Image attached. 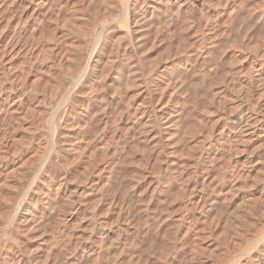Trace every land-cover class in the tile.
Masks as SVG:
<instances>
[{
    "label": "rangeland",
    "instance_id": "374dc122",
    "mask_svg": "<svg viewBox=\"0 0 264 264\" xmlns=\"http://www.w3.org/2000/svg\"><path fill=\"white\" fill-rule=\"evenodd\" d=\"M11 1L0 264H264V0ZM122 67L151 70L148 87L123 89Z\"/></svg>",
    "mask_w": 264,
    "mask_h": 264
},
{
    "label": "bare ground",
    "instance_id": "6f19581e",
    "mask_svg": "<svg viewBox=\"0 0 264 264\" xmlns=\"http://www.w3.org/2000/svg\"><path fill=\"white\" fill-rule=\"evenodd\" d=\"M9 1H10V0H9ZM12 1H13V0H12ZM12 1H11V2H12ZM165 1H170V0H165ZM172 1L176 2V0H172ZM7 3H8V2H7ZM168 3H169V2H168ZM180 3H181V2H180ZM120 4H121V3H120ZM123 6H124V5H123ZM123 6H122V7H123ZM117 9H118V8H117ZM118 12H119V11H118ZM139 12H140V14L145 13V9H140ZM173 12H174V11H173ZM106 16H107V15H106ZM102 17H103V15H102ZM174 18H175V17H174ZM96 19H97V18H96ZM169 20H170V19H169ZM130 21H131V20H130ZM100 22H101V20H100ZM136 22H137V18H136V16H135V19H134V22H133V23L136 24ZM103 23H105V22L103 21ZM126 23H127V22H126ZM126 23H125V24H126ZM90 24H91V23H90ZM96 24H98V22H97ZM101 24H102V23H101ZM129 24H130V22H129ZM84 25H85V24H84ZM99 25H100V23H99ZM131 25H132V21H131V24L129 25V27H131ZM136 25H137V24H136ZM97 26H98V25H97ZM107 26H108V25H107ZM126 26H127V24L125 25V27H126ZM132 26H133V25H132ZM84 27H85V26H84ZM98 27H100V26H98ZM110 27H111V26H110ZM91 28H92V27H91ZM118 28H119V27H118ZM132 28H134V27H132ZM132 28H131V29H132ZM137 28L139 29L140 27H137V26H136L135 29H134V31H135V30H138ZM94 29H95V27H94ZM120 29H121V26H120ZM122 29H123V28H122ZM122 29H121V30H122ZM131 29H130V30H131ZM83 30H84V29H83ZM116 30H117V29H116ZM140 30H141V29H140ZM78 31H79V30H78ZM97 31H98V30H97ZM103 31H104V30H103ZM124 31H126V30H124ZM131 31H133V30H131ZM131 31H126V32H127V34H128V33H130ZM86 32H87V31H86ZM126 32H125V33H126ZM137 32H138V31H137ZM88 33H89V32H88ZM88 33H87V34H88ZM99 33L101 34V32H99ZM135 33H136V32H135ZM127 34H126V35H127ZM136 34H137V33H136ZM146 34H147V33H146ZM84 35H86V33H84ZM98 35H99V34H98ZM106 35H107V34H106ZM120 35H121V33H120ZM123 35H124V34H123ZM131 35H132V34H131ZM138 35H139V32H138ZM89 36H90V34H89ZM100 36H101V35H100ZM116 36H117V35H116ZM134 36H135V35H134ZM11 37H12V36H11ZM104 37H105V36H104ZM117 37H118V36H117ZM126 37H127V36H126ZM126 37L124 36V38H126ZM132 37H133V35H132ZM90 38H91V37H90ZM100 38H101V37H100ZM102 38H103V37H102ZM109 38H110V37H109ZM127 38H128V37H127ZM139 38H140V37H139ZM91 39H92V38H91ZM93 39H94V38H93ZM104 39H105V38H104ZM113 39H115V38H113ZM132 39H137V36H135V37L132 38ZM148 39H149V38H148ZM146 40H147V39H146ZM140 41H141V40H140ZM89 42H90V41H89ZM147 42H148V41H147ZM83 43H84V42H83ZM93 43H94V42H93ZM8 44H9V43H8ZM76 44H77V43H76ZM105 44H106V43H105ZM133 44L135 45V43H133ZM148 44H149V43H148ZM151 44H152V43H151ZM5 45H6V44H5ZM74 46H75V45H74ZM74 46H73V47H74ZM78 46H81V45H78ZM97 46H98V44H97ZM127 46H128V45H127ZM131 46H132V44H131ZM150 46H151V45H150ZM76 47H77V46H76ZM93 47H94V49H95V48H96V44H95V46L93 45ZM3 48H4V47H3ZM78 48H79V47H78ZM138 48H139V47H138ZM75 49H76V48H75ZM75 49H74V50H75ZM87 49H88V48H87ZM97 49H98V48H97ZM74 50H73V51H74ZM144 50H146V49H144ZM71 51H72V50H71ZM75 51H76V50H75ZM78 51H79V50H78ZM117 51H118V50H117ZM126 51H127V50H126ZM62 52H63V51H62ZM79 52H80V51H79ZM85 52H87V51H85ZM85 52H84V53H85ZM96 52H97V51H96ZM190 52H191V51H190ZM112 53H113V52H112ZM62 54H63V53H62ZM92 54H94V52L91 53V51H90V52H88L86 55H88L87 57L89 58V57L92 56ZM97 54H98V53H97ZM120 54L122 55V54H124V53H120ZM126 54H127V53H126ZM64 55H65V54H64ZM76 55H77V53H76ZM100 55H101V54H100ZM70 56H71V55H70ZM78 56H79V55H78ZM81 56H82V55H81ZM65 57H66V56H65ZM67 57H68V56H67ZM74 57H75V56H74ZM82 57H83V56H82ZM82 57H81V58H82ZM87 57H85V58H87ZM120 57H121V56H120ZM122 57H124V56L122 55ZM126 57H127V55L125 56V58H126ZM130 57H131V56H130ZM97 58H98V57H97ZM105 58H106V57H105ZM112 58H113V57H112ZM65 59H66V58H65ZM82 59H84V57H83ZM94 59H95V58H94ZM108 59H109V58H108ZM123 59H124V58H123ZM128 59H129V58H127L126 60L129 61L130 59H129V60H128ZM73 60H74V59H73ZM73 60H72V61H73ZM109 60L111 61V59H109ZM75 61H76V58H75ZM77 61H78V60H77ZM81 61H82V60H81ZM88 61H89V60H88ZM120 61H123V60L120 59ZM120 61H119V62H120ZM124 61H125V59H124ZM186 61H187V60H186ZM189 61H190V60H189ZM97 62H98V61H97ZM112 62H113V61H112ZM142 62H143V61H142ZM84 63H85V62H83V65H84ZM103 63H104V62H103ZM103 63H102V65H103ZM121 63H122V62H121ZM132 63H133V65H134L135 62L132 60V62H131V66H132ZM188 63H189V62L187 61V62H185L184 65H185V66L188 65ZM52 64H53V63H52ZM74 64H75V63H74ZM80 64H81V63H80ZM87 64L89 65V63H87ZM87 64L85 63L84 66H80V65L78 64L80 67H79V69H76V70H78V71H77V74H76V72H75L76 75L74 74L73 76H74V77L76 76V78H78L79 80H82V77H85L86 75H88L87 73H89V72H88L87 70H89V69H88V67H87ZM152 64H153V63H152ZM260 64H261V63H260ZM66 65H67V63H66ZM69 65H70V63H69ZM69 65H68V68H69ZM72 65H73V62H72ZM72 65H71V66H72ZM109 65H111V64L108 63V66H109ZM126 65H128V64H126ZM154 65H155V64H154ZM189 65H190V64H189ZM71 66H70V68H73V67H71ZM118 66H119V65H118ZM152 66H153V65H152ZM185 66H184V68H185ZM76 67H77V65L75 66V68H76ZM89 67H90V65H89ZM91 67H92V66H91ZM119 67H120V69H121V66H119ZM119 67H117V68H119ZM134 67H135V65H134ZM140 67H141V66H140ZM187 67H189V66H187ZM61 68H62V67H61ZM75 68H74V69H75ZM97 68H98V67H97ZM109 68H110V67H109ZM117 68H116V69H117ZM122 68H124V67H122ZM135 68H136V67H135ZM254 68H255V72H257V73L255 74V76L258 77V75H261V74H260V72H261L260 70L263 69V68H262V65H259L258 68H256V67H254ZM62 69H63V68H62ZM116 69H115V71L118 72V71H117L118 69H117V70H116ZM120 69H119V70H120ZM124 69H125V71L122 70L121 73H123V74H122V77H120V78H121L120 80L122 81L121 83H123L122 87L124 86L123 89H124L125 87H127L129 90L132 91L131 94L134 95V93L136 94V93L140 92L142 88L145 89L144 87H146V86L148 87L147 84H149V83H147V82H148V80H149V78H150V76H151V75H150V74H151V72H150L151 70H147V69H145V71H144V69L141 68V69H143V70L140 71V69H139V71L136 72L138 68H137V69H133V68H130V69L128 68V69H126V68H124ZM67 70H68V69H67ZM67 70H66V71H67ZM69 70H71V69H69ZM76 70H75V71H76ZM72 71H73V70H72ZM90 71H91V68H90ZM258 71H259V72H258ZM73 72H74V71H73ZM100 72H101V70H100ZM66 73H67V72H66ZM92 73H93V72H92ZM92 73H91V74H92ZM102 73H104V71H103ZM91 74H89V76H87V79L91 77ZM98 74H99V73H98ZM166 74H167V73H166ZM68 75H69V74H68ZM95 75H96V74H95ZM95 75H94V76H95ZM155 75H156V74H155ZM63 76H64V75H63ZM94 76H93V77H94ZM115 76H116V75H115ZM71 77H72V76H71ZM74 77L72 78L73 80H74ZM93 77H92V80H93ZM103 77H104V76H103ZM113 77H114V76H113ZM152 77H154V76H152ZM69 78H70V77H69ZM101 78H102V77H101ZM114 78H115V77H114ZM180 78H182V77H180ZM165 79H166V77H165ZM256 79H257V78H256ZM67 80H68V79H67ZM70 80H71V78H70ZM79 80H78V81H79ZM83 80H84V79H83ZM90 80H91V78H90ZM157 80H158V79H157ZM68 81H69V80H68ZM86 81H87V80H86ZM161 81H163V80H161ZM181 81H182V80H181ZM83 82H84V81H83ZM69 83H70V81L68 82V84H69ZM90 83H92V82L90 81ZM110 83H111V82H110ZM113 83H114V82H113ZM121 83H120V84H121ZM167 83H168V82H167ZM117 84H118V83H117ZM89 85H90V84H89ZM67 86H68V85H67ZM67 86H66V87H67ZM69 86H70V85H69ZM73 86H74V85H73ZM90 86L92 87V85H90ZM96 86H97V85H96ZM102 86H103V85H102ZM174 87H175V86H174ZM151 88H152V87H151ZM64 89H65V88H64ZM77 89H78V88H77ZM86 89H87V88H86ZM86 89H85V90H86ZM143 89H142V90H143ZM149 89H150V88H149ZM153 90H154V89H153ZM161 90H162V89H161ZM69 91H70V90H69ZM76 91H77V90H76ZM83 91H84V90H83ZM97 91H98V90H97ZM113 91H115V90L113 89ZM121 91H122V90H121ZM125 91H126V89H125ZM159 91H160V90H159ZM67 92H68V91H67ZM108 92H109V91H108ZM110 92H111V91H110ZM123 92H124V91H123ZM153 92H154V91H153ZM63 93H64V92H63ZM126 93H127V92H126ZM144 93H145V92H144ZM67 94H68V93H67ZM131 94H128V95H131ZM139 94H140V93H139ZM136 95H137V94H136ZM143 95H144V94H143ZM147 95H148V94H147ZM81 96H82V95H81ZM94 96H95V95H94ZM140 97H141V96H140ZM150 97H151V96H150ZM50 98H51V97H50ZM52 98H53V97H52ZM97 98H98V97H97ZM97 98H96V99H97ZM143 99H144V98H143ZM156 99H157V98H156ZM55 100H56V99H55ZM64 100H65V99H64ZM147 100H149V99H147ZM153 100H154V99H153ZM67 101H68V100H67ZM144 101H145V100H144ZM157 101H158V100H157ZM63 102H65V101H63ZM146 102H147V101H146ZM148 102H149V101H148ZM163 102H164V101H163ZM53 103H54V102H53ZM94 103H96V102H94ZM137 103H139V102H137ZM62 104H63V103H62ZM142 104H143V103H142ZM142 104H141V105H142ZM149 104H151V103H149ZM161 104H162V103H161ZM117 105H118V104H117ZM73 106H74V105H73ZM94 106H95V105H94ZM124 106H125V105H124ZM126 106H127V105H126ZM126 106H125V107H126ZM128 106H129V105H128ZM137 106H139V105H137ZM118 107H119V106H118ZM152 107H153V106H152ZM157 107H159V106H157ZM157 107H156V108H157ZM181 107H182V106H181ZM62 108H63V107H62ZM126 108H127V107H126ZM128 108H129V107H128ZM139 108H140V107H139ZM130 109H131V108H130ZM134 109H136V108H134ZM160 109H161V108H160ZM177 110H178V109H177ZM65 111H66V110H65ZM109 111H110V110H109ZM124 111H125V110H124ZM126 111H127V110H126ZM159 111H160V110H159ZM163 111H164V109H163ZM180 111H181V110H180ZM70 112H71V111H70ZM128 112H129V111H127V113H128ZM164 112H165V111H164ZM154 113H155V112H154ZM156 113H157V112H156ZM156 113H155V117H156ZM125 114H126V113H125ZM129 114H130V113H129ZM151 114H152L151 112L148 113V116H145V118L149 117ZM161 114H162V112H161ZM56 116H57V115H56ZM126 116H127V114H126ZM138 116H139V115H137V117H138ZM151 116H152V115H151ZM153 116H154V115H153ZM153 116H152V117H153ZM135 117H136V116H135ZM118 118H119V117H118ZM149 118H150V117H149ZM151 119H152V118H151ZM47 120H48V119H47ZM125 120H126V119H125ZM136 120H137V119H136ZM151 121H152V120H151ZM157 121H158V120H157ZM159 121L162 123L161 127L163 128L164 134L167 135L173 124L171 125V123H169V121H168V118L165 117V116H163V117L161 116V118H160ZM159 121H158V122H159ZM237 121H238V122H237L236 125H237L238 129H241V131H240V130H239V131L242 132V133L246 132L245 127L247 128V127L249 126L248 124L250 123V122H249V117H248V116L245 117L244 115L241 114V115L239 116V118H238ZM152 122H153V121H152ZM145 123H147V122H145ZM173 123H174V122H173ZM106 124H107V123H106ZM174 124H175V123H174ZM138 125H139V124H138ZM143 125H145V124H143ZM133 126H134V125H133ZM140 126H141V124H140ZM128 127H129V126H128ZM135 127H136V126H135ZM138 127H139V126H138ZM142 127H143V126H142ZM152 128H153V127H152ZM173 128H174V126H173ZM248 128H249V127H248ZM128 129H129V128H128ZM134 129H135V128H134ZM146 129H147V128H146ZM233 129H234V128H232V130H229V131H228L229 134H227V135H226V139H225V138H224V139H225V140H228V141H232V142L234 141L233 143H235V142L237 143V141H236V140H237V135L240 134V132L238 133V132H236V130H233ZM236 129H237V128H236ZM60 130H61V129H60ZM60 130H59V131H60ZM144 131H145V130H144ZM263 131H264V130H263ZM242 133H241V134H242ZM132 134H133V133H132ZM241 134H240V136H241ZM111 135H112V134H111ZM111 135H110V136H111ZM155 135H156V134H155ZM155 135H154V136H155ZM262 135H263V134H262ZM112 136H113V135H112ZM157 136H158V135H157ZM159 138H160V137H159ZM131 139H132V138H131ZM140 140H141V139H140ZM161 140H162V139H161ZM225 140H223V141H225ZM131 141H132V140H131ZM181 141H182V140H181ZM221 141H222L221 138H219V140L215 141L216 143H215V142H213V143H215V144H216V147H217V145L220 144ZM128 142H129V141H128ZM144 142H145V141H144ZM209 143H210V142H209ZM230 143H231V142H230ZM238 143H239V142H238ZM241 143H242V142H241ZM241 143H240V144H241ZM56 144H57V143H56ZM130 144H132V143H130ZM215 144H213V145L209 144V145H207V146L214 148ZM225 144H226V142H225ZM151 145H152V144H151ZM161 146H162V145H161ZM231 147H233V146H231ZM63 148H64V147H63ZM128 148H129V147H128ZM154 148H155V147H154ZM175 148H176V147H175ZM212 148H210V150H212ZM218 148H219V145H218ZM42 149H44V148H42ZM45 149H46V147H45ZM155 149H156V148H155ZM214 149H217V148H214ZM232 149H233V148H232ZM160 150H161V149H160ZM208 150H209V148H208ZM208 150H207V151H208ZM217 150H218V149H217ZM44 151H45V150H44ZM57 152H58V151H57ZM43 153H44V152H43ZM55 153H56V152H55ZM171 153H172V152H171ZM41 154H42V153H41ZM51 155H52V154H51ZM51 155H50V156H51ZM53 155H54V154H53ZM37 156H38V155H37ZM37 156H36V157H37ZM48 156H49V155H48ZM57 156H58V155H57ZM207 156H208V155H207ZM207 156H206V157H207ZM211 156H212V155H211ZM218 156H219V155H218ZM225 156H226V155H225ZM209 157H210V156H209ZM40 158H41V157H40ZM54 158H56V157L54 156ZM155 158H156V157H155ZM157 158H159V157H157ZM203 158H204V157H203ZM48 159H49V158H48ZM204 159H205V158H204ZM210 160H211V159H210ZM153 161L155 162V161H157V160H153ZM159 161H160V160H159ZM42 162H43V161H42ZM160 162H161V161H160ZM62 163H63V162H62ZM155 163H156V162H155ZM203 163H204V162H203ZM204 164H205V163H204ZM45 165H46V164H45ZM205 165H206V164H205ZM153 167H154V166H153ZM44 168H45V167H44ZM34 169H35V168H34ZM20 170H21V169H20ZM42 170H43V169H42ZM204 170H205V169H204ZM164 171H166V170H164ZM43 172H44V171H43ZM156 172H157V171H156ZM158 172H159V171H158ZM39 175H40V174H39ZM65 176H66V175H65ZM34 179H35V178H34ZM61 179H62V178H61ZM222 179H223V178H222ZM36 180H37V179H36ZM61 182H62V181H61ZM31 183H32V182H31ZM171 185H172V183H171ZM55 186H56V185H55ZM22 187H23V186H22ZM22 187H21V188H22ZM24 187H25V186H24ZM27 187H28V186H27ZM57 187H58V186H57ZM57 187H56V188H57ZM60 187H61V186H60ZM28 188H30V187H28ZM22 189H23V188H22ZM19 191H20V190H19ZM28 191H29V190H28ZM31 191H32V190H31ZM55 191H56V190H55ZM24 192H25V191H24ZM18 195H19V194H18ZM17 197H18V196H17ZM24 199H25V198H24ZM19 200H20V199H19ZM14 201H15V200H14ZM21 201H22V200H21ZM22 202H23V201H22ZM17 207H18V206H17ZM11 208H14V207H10V209H11ZM18 208H19V207H18ZM10 211H11V210H10ZM15 211H16V210H15ZM19 211H20V210H19ZM5 212H6V211H5ZM12 213H13V212H12ZM15 213H16V212H15ZM3 214H4V213H3ZM8 214H9V213H8ZM13 214H14V213H13ZM13 214H12V215H13ZM9 216H10V215H9ZM17 216H18V215H17ZM7 217H8V216H7ZM12 217H14V216H12ZM1 218H2V217H1ZM5 218H6V217H5ZM19 220H20V219H19ZM28 220H29V219H28ZM16 222H17V221H16ZM18 222H19V221H18ZM1 224H2V223H1ZM14 224H15V223H14ZM17 224H18V223H17ZM3 226H4V225H2L1 227H3ZM4 227H5V226H4ZM4 227H3V228H4ZM9 228H10V227H9ZM15 228H16V227H15ZM91 228H92V227H91ZM6 231H7V229H6ZM105 232H106V231H105ZM99 233L102 234V233H103L102 230H101ZM99 233H98V234H99ZM98 234H97V235H98ZM106 235H107V234H106ZM3 237H4V236H3ZM100 238H101V237H100ZM0 239H1V238H0ZM113 242H114V241H113ZM107 243H108V242H107ZM76 244H77V243H76ZM249 244H250V243H249ZM1 245H2V244H1ZM3 245H4V243H3ZM78 245H79V244H78ZM9 246H10V245H9ZM87 246H88V245H87ZM10 247H11V246H10ZM10 247H8V248H10ZM91 248H92V247H91ZM4 249H5V248H4ZM4 249H3V250H4ZM0 250H1V249H0ZM9 250H10V249H9ZM263 250H264V249H262V251H263ZM5 251H7V250L5 249ZM84 251H85V249H84ZM262 251L258 252L257 254H255V256H253V257H254V260L258 261V260H260V258L262 259V253H261ZM82 252H83V251H82ZM6 253H8V252H6ZM0 254H1V253H0ZM239 254H240V253H239ZM97 255H98V254H97ZM237 255H238V254H237ZM0 256H1V255H0ZM2 256H4V254H3ZM6 257H7V256H6ZM3 258L5 259V257H2V259H3ZM249 258H250V257H249ZM16 260H17V258H16ZM16 260H15V261H16ZM5 261H6V260H5ZM252 261H253V259H252ZM237 262H238V261H237ZM254 263H255V262H254ZM226 264H227V263H226ZM228 264H229V263H228ZM231 264H233L232 261H231ZM234 264H236V262H235Z\"/></svg>",
    "mask_w": 264,
    "mask_h": 264
}]
</instances>
